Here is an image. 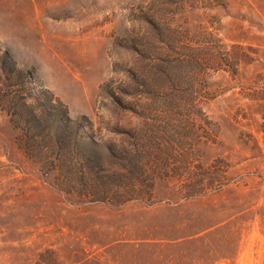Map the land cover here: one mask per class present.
<instances>
[{"label":"rangeland","instance_id":"1","mask_svg":"<svg viewBox=\"0 0 264 264\" xmlns=\"http://www.w3.org/2000/svg\"><path fill=\"white\" fill-rule=\"evenodd\" d=\"M0 264H264V0H0Z\"/></svg>","mask_w":264,"mask_h":264},{"label":"trees","instance_id":"2","mask_svg":"<svg viewBox=\"0 0 264 264\" xmlns=\"http://www.w3.org/2000/svg\"><path fill=\"white\" fill-rule=\"evenodd\" d=\"M39 121H52L54 126H45L44 129L49 130L50 127H53L55 130L56 140L63 142L66 138L70 139V136L74 138L75 144H77L81 150L77 152L78 159L80 162V179L87 178L88 181L93 180V184H89L90 186H95L100 192L104 191V186L107 185L104 177L101 176V180L98 182H94L93 176L98 172V168L104 163L101 155L95 151L94 149V141L91 139V133L89 130H81L80 128H75V125L80 123L78 120H83V117H79L78 119H71L67 115V111L64 109H56L55 112H52L49 108L42 106L39 110V114L37 116ZM88 183V182H87Z\"/></svg>","mask_w":264,"mask_h":264}]
</instances>
